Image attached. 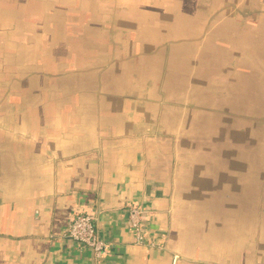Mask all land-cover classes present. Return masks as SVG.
<instances>
[{
    "label": "crops",
    "instance_id": "obj_1",
    "mask_svg": "<svg viewBox=\"0 0 264 264\" xmlns=\"http://www.w3.org/2000/svg\"><path fill=\"white\" fill-rule=\"evenodd\" d=\"M0 264H264V0H0Z\"/></svg>",
    "mask_w": 264,
    "mask_h": 264
},
{
    "label": "built area",
    "instance_id": "obj_2",
    "mask_svg": "<svg viewBox=\"0 0 264 264\" xmlns=\"http://www.w3.org/2000/svg\"><path fill=\"white\" fill-rule=\"evenodd\" d=\"M146 211L141 205L134 203L127 207L128 223L134 234V242L137 245H151L146 239L141 226L143 214ZM96 217L89 213H75L68 221L63 234L65 237L87 248L95 258L105 256L111 245L104 241L96 229Z\"/></svg>",
    "mask_w": 264,
    "mask_h": 264
}]
</instances>
